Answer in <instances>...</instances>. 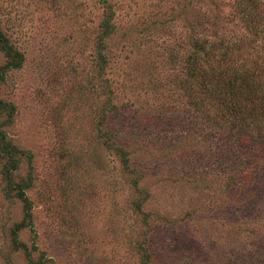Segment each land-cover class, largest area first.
<instances>
[{"label":"rangeland","instance_id":"1","mask_svg":"<svg viewBox=\"0 0 264 264\" xmlns=\"http://www.w3.org/2000/svg\"><path fill=\"white\" fill-rule=\"evenodd\" d=\"M216 1L211 20L209 0H108L103 67L104 0H0L24 58L0 81L14 106L0 128L23 152L12 175L0 156V264H30L13 247L23 224L17 240L44 264H142L140 244L153 264H264V125L230 131L180 80L203 34L264 83V0ZM18 183L29 207L7 197Z\"/></svg>","mask_w":264,"mask_h":264},{"label":"trees","instance_id":"2","mask_svg":"<svg viewBox=\"0 0 264 264\" xmlns=\"http://www.w3.org/2000/svg\"><path fill=\"white\" fill-rule=\"evenodd\" d=\"M210 17L211 20L218 18V10L221 6L216 0H209ZM107 5L108 12L106 13L100 28L101 32L97 40V49L99 57L102 60L101 65L104 67L108 64L105 57H103V49L105 42L114 39L117 36V28L114 24V12L108 0H104ZM246 9V8H245ZM254 12V11H253ZM255 14V13H252ZM257 17V15L255 16ZM260 19V18H255ZM258 35L259 33L256 32ZM191 52L185 57L184 70L186 76L180 80L189 82L195 81L198 91L204 93L211 108L217 109L221 118L229 119L234 124L235 128L230 131L246 132L247 127L251 129L253 126L264 125V83L261 81L259 75L262 72L261 66L255 68H242L232 63L225 53H228L224 41L210 36L201 34L200 36L194 35L191 39ZM0 52L4 54L7 62L0 75V81L4 79V73L13 69L21 68L23 55L16 50L9 42L7 37L2 31L0 25ZM223 53V54H221ZM189 89L190 87L187 86ZM99 91H101L99 89ZM205 91V92H204ZM199 93V94H200ZM112 94V92H110ZM191 94L193 98H198L199 95ZM201 103V101H199ZM14 106L2 99H0V115L3 113L9 114V119L13 117ZM220 118V119H221ZM220 125L219 121H215ZM251 126V127H250ZM221 127V126H219ZM237 141H246L244 134H237ZM255 143V142H254ZM121 156L124 157V164L128 171V154L122 152L118 148ZM17 155H23V152L18 150L17 147L7 139L4 130L0 128V156L2 160L7 159L5 171L8 175H12L19 169L20 161L16 158ZM29 158L31 156L27 155ZM130 166V167H129ZM26 184L18 183L16 185L14 195L8 194V198H16L23 202L24 206L29 207L28 199L26 197ZM9 193V191H8ZM12 195V196H11ZM24 224L17 226L14 229L12 237L14 239L13 247L16 252H25L30 264H44L42 259L33 260L31 252L27 247L17 240L20 231L24 230ZM139 255H142V264H153L152 256L141 244L138 246Z\"/></svg>","mask_w":264,"mask_h":264}]
</instances>
